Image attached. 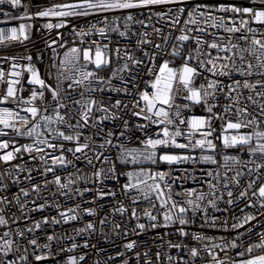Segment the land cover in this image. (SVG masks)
I'll list each match as a JSON object with an SVG mask.
<instances>
[{
    "label": "snow or ice",
    "instance_id": "1",
    "mask_svg": "<svg viewBox=\"0 0 264 264\" xmlns=\"http://www.w3.org/2000/svg\"><path fill=\"white\" fill-rule=\"evenodd\" d=\"M253 7H239L234 4H220L217 7H212L208 4L196 3L188 7L189 0H72L69 3L54 4L42 10H37L30 13L29 4H24L23 0H0V5L8 4L12 9H24L23 15L12 17L13 19L24 18H58L60 22L56 24L47 23L44 25L49 30L53 28H64L68 25L70 17H88L90 15H101L105 13H126L123 16L124 30L120 29L118 21L119 16L114 17L109 22L108 17L99 21V25L92 24L85 29H73L74 34L79 37L78 45L68 48L63 58L58 64L53 66L56 68L55 85L47 83L40 77L38 70L29 65L27 71L30 73L28 84L33 86L30 97L24 100L18 97V93L23 91V85L19 77L20 72H12L8 75L17 77L14 80L6 81L4 78L6 73L0 70V82L7 84L6 90L0 93V104L17 103L25 105L21 110L27 115H21L20 111L10 109L8 107L0 108V136H8L10 129L15 132L16 136H26L33 138L31 144L17 146L15 141L2 140L0 141V162H11L15 159L22 158L24 153H28L33 160L36 156L33 152L39 153V159L45 165L44 173H54L57 167H67L72 161L68 160L65 151L72 153L75 160H80V156L76 153H81L86 158V151H93L95 141L90 137H84V142L81 143L83 137L82 129L91 126H97L93 121V114L96 111L105 113L100 118V123L109 119V114L112 119H117L116 112L112 111L108 106L98 104L92 94L95 92H103L105 90V79L99 75V72L105 68H109L113 62V55L117 59H123L125 62L123 67L118 71L135 72L139 66L145 64L147 58L149 67L148 72L151 79L145 82V88L138 93H132L127 87L115 89L123 91L128 95L133 96L134 102L131 104V115L143 120L145 123H138L135 127L141 131L155 126L157 132L155 136H147L141 141L142 148H126L123 145H118L120 156L118 157L121 163L124 164H139L144 161H150L153 164L157 162L167 163L169 165L180 162H196L197 158L190 155H175L163 153L157 155L159 148H180L186 150L199 149L201 155L200 161L217 164L213 153H216L219 141L224 149H240L247 150L250 158L245 161L235 156L225 155L223 157V167L226 171L221 174L208 172L207 176L211 179L208 181L211 188H216V184L212 180L223 181L225 186L229 182L240 184V177L250 174L253 171L259 173L264 169V163H256V158L264 160V0H251ZM174 5L175 8H169L167 13H151L159 17L161 20H167L173 28L181 25V17L186 14L187 19L183 20L182 26L178 28L179 35L172 37L171 33L164 36L163 29L154 28L153 31L160 35L164 44H168L172 39L175 43L172 44L171 52H166L162 44H154L148 39V32L138 35L136 41L137 48L143 52L144 58H136L130 52L128 46L123 48L117 45L114 49L111 47V33H117L120 38L128 39L130 34V23L144 24V21H137L133 15V10H148L151 12L156 6ZM3 12V9H0ZM214 12L233 13L232 16H216ZM8 15V13H4ZM149 15L148 19H151ZM256 25V27H253ZM30 25L20 24L19 29L13 27L7 30L0 29V43L5 40H18L21 35L24 39H28L24 35L26 28ZM210 29L212 31H210ZM19 33V34H18ZM98 35L100 39H87L92 35ZM210 37V39H209ZM194 41L195 48L184 54V49L187 42ZM56 43V41H53ZM144 45H152L153 51H144ZM60 47H64L63 44ZM123 53V55H121ZM168 55L172 58L179 57L182 63L178 67H173L174 59H163L158 66L154 64L157 56ZM30 61L31 57H27ZM253 61L255 63H253ZM16 65H13L15 68ZM207 74V75H206ZM117 72H113L116 76ZM240 77L239 79L235 77ZM259 79H252L253 77ZM203 77L204 82L197 86V79ZM225 77L231 78L230 82L225 83ZM134 79V78H133ZM121 80L125 84L132 81ZM107 87L111 88V82L107 81ZM79 89L77 96L73 93ZM46 93L50 94L51 102L47 101ZM247 93V94H246ZM223 96L227 103H220V97ZM78 97V98H77ZM183 101V103H178ZM194 105H203L206 116H191L183 117L182 112L188 110ZM129 105H122L120 100L115 101L113 108L119 111L122 108H128ZM54 113L50 115L49 110ZM62 113H71V118L75 123H69ZM220 122L221 132L219 136L215 135L216 129L214 122ZM55 124L57 127H52ZM19 125V126H18ZM30 125V126H29ZM186 127H182L185 126ZM59 126H64L63 130ZM124 130L119 132V137H124L129 130L127 120L123 121ZM98 133L102 135L104 142L98 145V148L104 149L105 145H112L111 137L115 133L108 131L106 134L102 128H98ZM51 137L49 139L48 137ZM183 137L187 142L179 143L177 138ZM54 141L72 142L74 148L65 150L64 144ZM11 149V150H9ZM46 149H51L47 152ZM59 153V154H57ZM207 153V154H204ZM103 156L100 152L95 158L99 160ZM48 157V159H46ZM105 159H107L105 157ZM50 161V163H49ZM88 164H92V160H87ZM254 164L255 169L249 168L248 164ZM18 170L24 171L20 165H15ZM247 169V173L244 171ZM29 173L28 178L31 179L32 169H26ZM115 165L109 172L115 175ZM228 172H234L229 177ZM103 174V171L94 173L97 179ZM128 182L122 187L125 193L135 191L139 197L144 200L151 201L153 196L155 201L159 202L161 208H165L163 219L164 225L152 223V228L160 226L167 227L172 223H179L181 226H186L190 223L186 218L189 207L177 202L173 199L171 191V183L166 179L167 174L164 172H152L140 168L138 171H129L126 173ZM54 182L61 189L68 188V185L61 182V177L56 175ZM74 182V181H73ZM49 183L45 181V185ZM256 180H250L247 184V189H253L256 185ZM40 185L33 187V191H39ZM241 191L237 197L246 198L250 201L249 207L259 206L264 208V183L259 184L252 191V197L256 200H251L248 196V191ZM24 196H28L29 192L21 189ZM67 195V193H62ZM115 195L113 192H101L100 196ZM186 196L192 197L194 193L188 191ZM204 193L196 196L195 200L187 199L186 205L191 206V210L195 212L199 207L197 201L205 199ZM227 196L229 204L234 202L233 192L228 191ZM18 199V197H17ZM7 201V198H0V203ZM136 198L133 203H137ZM209 204L215 207V201L209 200ZM40 209L44 205L38 206ZM155 207V204H153ZM79 208V205L76 206ZM76 209L69 208L67 212H61L60 216L65 222L76 220V215H68L74 213ZM88 215H94L93 209H85ZM118 211L126 212L127 209L121 206ZM145 215L153 222L157 220V216L151 212L145 211ZM257 215L264 213L247 214L244 217L243 223L255 220ZM132 217L136 218V210H132ZM47 222V220H45ZM54 223H60V220H54ZM7 221L3 216H0V224H6ZM106 223L105 220L100 222ZM241 224H233V228L243 227ZM35 228L40 227V223L34 225ZM119 228L120 225H115ZM137 228L145 229L144 224H137ZM29 228L27 231L31 232ZM94 230L92 223L87 224L86 229H80V232ZM181 236H188L189 233L184 230V227L177 229ZM251 232V229L248 230ZM264 235V232L259 233ZM20 237L24 236V232L18 233ZM9 236L8 232L3 234V237ZM0 237V253L5 257L13 251V240ZM193 239L202 240L206 237L192 234ZM53 236H49L48 240H53ZM135 241L129 242L125 248L131 250L135 246ZM29 244L38 248V241L32 239ZM85 243L84 247H87ZM170 248L181 249L183 246L179 243L168 242ZM44 247H47L45 245ZM73 248L77 245L73 244ZM219 247V245H215ZM231 247L236 248L238 245L233 242ZM256 249H264V242L253 244L245 252H239V256L250 255ZM27 251V249H25ZM191 257L198 256V249L192 247L188 249ZM139 256V254H137ZM147 256V253H145ZM36 261L46 259L44 255H35ZM157 260L160 259V253L156 254ZM215 264H225V261L218 260L213 255ZM172 260V257H168ZM19 260H27L26 256H20ZM79 260H84V256H80ZM3 264H17L16 260L9 258ZM68 264H78L76 257H70ZM127 264V262H125ZM147 264H152V261H147ZM240 264H264V254L251 256V258L241 261Z\"/></svg>",
    "mask_w": 264,
    "mask_h": 264
},
{
    "label": "built area",
    "instance_id": "2",
    "mask_svg": "<svg viewBox=\"0 0 264 264\" xmlns=\"http://www.w3.org/2000/svg\"><path fill=\"white\" fill-rule=\"evenodd\" d=\"M69 2H72V0H23L24 4L30 5V13L54 4ZM196 3L208 4L212 7H217L220 4H234L239 7L255 6L251 3V0H189L187 6L191 7ZM175 7L174 5L156 6L151 9V12L148 10H133L136 20L144 21V24L130 23L131 31L128 39L120 38L117 33H111V47L114 49L117 45L122 48L128 46L132 55L138 59L144 58L143 52L136 46L138 35H132V33L141 34L148 32L151 34L148 39L152 40L154 44H162L166 52H171L172 44L175 43V40L172 39L168 44H164L162 37L157 35L153 29L161 28L164 36L171 33V36L175 37L180 34L178 28L182 26L183 20L187 19L186 14L181 17V25L173 28L167 20H161L159 17L151 15V13H167L169 8ZM0 9H3V12H0V29L5 30V32L13 27L19 29L20 24L31 26L26 28L24 33L28 39H24V36L21 35L18 40H5L0 43V70L6 73L4 78L6 81L17 79L13 75H8L9 73H21L19 79L23 85V91L18 93V97H22L24 100L30 97L33 90V86L28 84L30 73L27 68L29 65L38 70L40 77L47 83V79L50 77V84L55 85L56 68L53 65L58 64L68 48L79 43V37L74 34V28L86 30L92 24L101 26L99 21L106 15L109 22L114 17L119 16L121 19L117 23L120 29L124 30L123 16L126 15V13L116 12L90 15L88 17H70L66 27L49 30L44 25L47 23L56 24L60 22L58 18L34 16L31 19H13L12 17L23 15L24 9H12L8 4L0 5ZM4 13H8V15H4ZM213 14L216 16L233 15L231 12H214ZM149 15H151L150 20L148 19ZM253 27H256V25H253ZM210 31L212 30L210 29ZM87 39H100V37L94 34ZM53 41H56V43H53ZM61 44L64 47H60ZM142 47L144 51L151 52L154 50L152 45H144ZM194 48V41L187 42L184 54L186 55L189 50ZM29 56L31 57L30 61L27 59ZM144 59V65L139 66L135 72L129 73L128 71H118L123 67L125 61L117 59L113 55V62L110 67L99 72V75L105 79L106 83L101 85L105 90L103 92H95L92 96L98 104L102 103L116 112L118 118L112 119L109 114V119L100 123V118L105 113L96 111L93 114V121L97 126L82 129L84 135L81 138V143L84 142V137L92 138L95 141L93 145L95 152L85 150L86 158L83 154L76 153L75 155L80 156L81 159L75 160L72 153L65 151L66 158L71 160L72 163L67 165V167H57L54 173L46 174L43 171L45 165L40 161L39 153H32V155L36 156L35 160L28 153H24L22 158L8 163L0 162V198H7V201H10V203H0V216H3L7 221L6 224H0V237H3V234L8 232L9 236L3 238L15 242L13 251L9 253L8 257L0 253V264H3L9 258L16 260L17 264H68L70 257H76L78 264H125V262L127 264H147L149 260L152 261V264H215L212 258L213 255L218 260L225 261V264H240L241 261L247 260L251 256L264 254V249H256L251 256L248 254L245 256L238 255L239 252L247 253V250L253 244L264 242V235L259 234L264 232V215H257L255 220L243 223L247 214L264 213V208L259 206L249 207L247 206L250 203L248 199H237L239 193L247 189V184L250 180H256L257 183L253 189H247L248 196L253 201L257 199L252 197V191L259 184L264 183V169H261L259 173L253 171L250 174L241 176L239 185L229 182L225 186L223 181L212 180V183L216 184V188L213 189L208 183L211 179L207 176L208 172L216 173L219 171L223 174L226 171L223 167V157L225 155L235 156L245 161L252 159L248 156L246 149H224L219 141H216L218 148L213 155L217 160V164L200 161L198 159L201 155L199 149L193 151L174 147L159 148L157 149V155L163 153L190 155L196 157L197 161L180 162L171 165L163 162L153 164L150 161H144L136 165L121 163L118 158L120 156L118 145H123L129 149L142 148L141 141L146 139L147 136L154 137L157 132L155 126L144 131L137 129L135 127L136 124L145 122L131 115V104L134 102L133 96L123 91L115 90L127 87L134 94L144 90L145 82L152 78L148 72L149 67H152V65L148 64L147 58ZM163 59H174L173 67H178L182 63L179 57L172 58L168 55H163L157 56L154 64L158 66ZM253 63L255 62L253 61ZM13 65H16V67L13 68ZM113 72H117V75L113 76ZM121 77L125 81L132 82L125 84ZM235 78L239 79L240 77L237 76ZM259 78L256 76L252 79ZM223 79L225 83H228L231 78L225 77ZM107 81L111 82V88L107 87ZM203 82V77L198 78L196 81L197 86ZM6 87V83L0 82V93H3ZM79 91L77 89L73 96H77ZM46 97L47 101L51 102L50 94L46 93ZM117 100H120L122 105H129V107L117 111L113 108ZM178 103H183V101H178ZM220 103H227L223 96L220 97ZM3 107L15 109L20 111L21 115H27L21 110L25 107L23 104H20L19 107L14 102L0 104V108ZM48 114L54 115L51 109ZM62 114L65 115V119L69 123H75V120L71 118V113ZM206 115L203 105H194L182 112V116L185 118ZM124 120L128 121L129 130L124 137H119V132L124 130ZM52 127H57V125L53 124ZM59 127L62 130L64 128V126ZM182 127H186V125ZM214 127L216 129L215 135L219 136L221 132L220 122H214ZM98 128H102L105 134L108 131L115 133L111 137L112 145H105L104 149L98 148V145L104 142L102 135L98 133ZM5 131H8L9 135L0 136V141H15L17 146L33 142L31 137L16 136L15 132L10 129ZM48 138L51 139L50 136ZM177 140L179 143L187 142L183 137H179ZM54 142L59 144L62 141ZM62 143L65 150L75 147L72 142ZM46 151L51 152L52 150L46 149ZM100 152L103 153V156L97 160L95 156ZM2 154L3 151H0V155ZM88 159L92 160L91 165L87 163ZM256 163H264V160L256 158ZM15 165H20L25 170H18L14 167ZM113 165H115L116 169L115 175L109 172ZM248 167L255 169V165L251 163L248 164ZM140 168L167 174L166 179L171 183L173 199L189 207V211L186 214V218L190 221L188 225L181 226L177 222L169 224L167 227H151L152 223L164 225L163 216L166 209L160 207L154 196L151 201L144 200L135 191L125 193L122 187L128 182L126 173L138 171ZM26 169H32L31 179L28 178L29 173ZM100 170L103 171V174L97 179L94 173ZM244 171L247 173V169H244ZM233 174L234 172H228L229 177ZM56 175L61 177V182L67 184L68 188L61 189L52 182ZM45 181L49 183L45 185ZM37 184L40 185L39 191H33V187ZM21 189L28 191L29 195L24 196L21 193ZM229 190L233 192L231 199L234 202L232 204L228 203L230 198L227 196V192ZM188 191H192L194 195L192 197L186 196L185 193ZM101 192H113L115 195L101 197ZM62 193H67V195ZM200 193L206 194L205 199L197 201L200 207L193 212L191 206L186 205V200L190 198L195 200ZM134 198L138 200L137 203H133ZM209 200H214L216 206L212 207L209 204ZM153 204H155V207H153ZM39 205H44V207L40 209ZM77 205H79V208H76ZM121 206L126 208L127 211L123 213L118 211ZM69 208L76 209L74 213H68V215L74 214L77 219L65 222L60 213L67 212ZM85 209H93L95 214L88 215ZM133 209L136 210V218L132 217ZM145 211L156 215L157 220L155 222L151 221L145 215ZM54 220H60L61 222L54 223ZM102 220H105L106 223L101 224ZM37 222L40 223L38 229L34 227ZM89 223L94 225V230L79 231L80 229H86ZM241 223H243V227H232L233 224ZM137 224H144L145 229L137 228ZM115 225H120V227L116 228ZM181 227H184V230L189 233L188 236L179 234L177 229ZM29 228L33 230L31 232L27 231ZM249 229H251V232L248 231ZM20 232H24L23 237L18 235ZM192 234H197L207 239L195 240ZM49 236H53L54 239L49 241ZM32 239H36L40 247L36 248L29 244ZM132 241L136 242L134 248L131 250L126 249L125 245ZM169 241L179 243L183 247L181 249L170 248L168 246ZM233 242L238 247H231ZM85 243H87V247H84ZM73 244L77 245V247L73 248ZM45 245L47 247H44ZM215 245H219V247H215ZM192 247L198 249L199 254L195 258L191 257L188 251ZM157 252L160 253L159 260L156 258ZM34 253L35 255H44L46 259L36 261ZM145 253H147V256ZM20 256H26L27 260H19ZM80 256H84V260L80 261ZM169 256L172 257V260L168 259Z\"/></svg>",
    "mask_w": 264,
    "mask_h": 264
},
{
    "label": "rangeland",
    "instance_id": "3",
    "mask_svg": "<svg viewBox=\"0 0 264 264\" xmlns=\"http://www.w3.org/2000/svg\"><path fill=\"white\" fill-rule=\"evenodd\" d=\"M47 81H48V83L50 84V81H51L50 77H48Z\"/></svg>",
    "mask_w": 264,
    "mask_h": 264
},
{
    "label": "trees",
    "instance_id": "4",
    "mask_svg": "<svg viewBox=\"0 0 264 264\" xmlns=\"http://www.w3.org/2000/svg\"><path fill=\"white\" fill-rule=\"evenodd\" d=\"M35 1H37V0H35ZM38 1H50V0H38Z\"/></svg>",
    "mask_w": 264,
    "mask_h": 264
}]
</instances>
